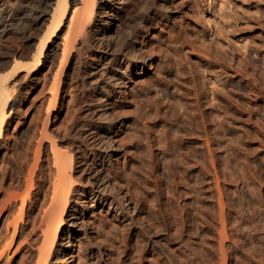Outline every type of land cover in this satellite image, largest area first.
<instances>
[{
  "label": "rangeland",
  "instance_id": "obj_1",
  "mask_svg": "<svg viewBox=\"0 0 264 264\" xmlns=\"http://www.w3.org/2000/svg\"><path fill=\"white\" fill-rule=\"evenodd\" d=\"M168 5L172 18L139 42L149 69L112 101L119 152L105 173L152 243L107 209L83 211L97 251L77 241L70 264H264V0ZM50 64L22 89L0 143V264H33L41 240L55 173L48 144L38 147L47 111L49 135L66 147L88 104L64 80L47 110Z\"/></svg>",
  "mask_w": 264,
  "mask_h": 264
},
{
  "label": "bare ground",
  "instance_id": "obj_2",
  "mask_svg": "<svg viewBox=\"0 0 264 264\" xmlns=\"http://www.w3.org/2000/svg\"><path fill=\"white\" fill-rule=\"evenodd\" d=\"M134 1L0 0V143L22 89L37 79L48 60L53 73L47 110L55 108L64 80L75 83L88 101L74 118L75 133L69 135L66 147L47 131L51 110L41 127L38 147L48 144L55 173L33 264H70L77 241L96 249L81 212L99 208L122 219L129 231H137L146 248L152 243L153 232L150 235L140 221L138 208L130 206L126 194L112 184L110 173L105 174L113 169L119 152L112 139L119 119L112 113V101L123 97L126 82L136 72L149 69L151 59L139 50L140 39L150 26L174 14L168 5L171 0H150L151 4L142 0L141 13L136 7L140 16L128 23L125 19L132 16L129 7ZM79 184L84 186L81 191Z\"/></svg>",
  "mask_w": 264,
  "mask_h": 264
}]
</instances>
